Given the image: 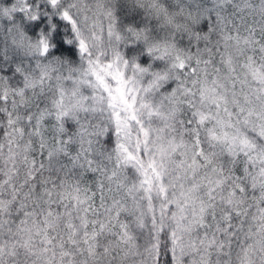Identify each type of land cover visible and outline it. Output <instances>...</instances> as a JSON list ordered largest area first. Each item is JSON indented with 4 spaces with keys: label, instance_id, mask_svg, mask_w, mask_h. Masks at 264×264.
I'll list each match as a JSON object with an SVG mask.
<instances>
[{
    "label": "snow or ice",
    "instance_id": "1",
    "mask_svg": "<svg viewBox=\"0 0 264 264\" xmlns=\"http://www.w3.org/2000/svg\"><path fill=\"white\" fill-rule=\"evenodd\" d=\"M73 7L68 0H0V20L8 32L15 29L25 36L39 56L51 58L66 50L89 57L87 70L73 80L71 94L77 98L79 85H86L93 89V103L107 108L116 137L108 159L114 163L110 170L93 169L94 161L86 157L89 168L108 183L93 177L94 183L83 189H65L59 201L49 193L40 215L34 210L22 213L16 242L6 246L15 251L18 244L36 264H101L104 257L120 252L125 257L139 254V247L151 264H183L187 235V246L206 249L209 258L213 250L227 249L225 264H253L256 249L264 251V62L248 57L239 64L229 50L234 44L242 52L252 43L250 37H224L222 68L212 56L190 64L191 56L186 58L174 46L149 48L150 53L160 51L161 57L174 53L177 86L162 89L169 79L166 73H153L145 84L136 73L148 69L133 63L129 76V62L118 53L108 62L93 59ZM153 7L157 16L163 14L172 23L163 8ZM207 31L210 24L205 20L196 38ZM108 34L113 35L111 25ZM58 91L59 109L65 89L58 85ZM86 100L77 98V107ZM65 115L58 111L56 119ZM243 177L261 188L255 213L246 204ZM8 183L5 180V187ZM6 207L7 202L0 201V208ZM133 216L138 230L151 223L147 236L139 232L144 241L139 246L128 223ZM200 264L211 260L201 257Z\"/></svg>",
    "mask_w": 264,
    "mask_h": 264
},
{
    "label": "clouds",
    "instance_id": "2",
    "mask_svg": "<svg viewBox=\"0 0 264 264\" xmlns=\"http://www.w3.org/2000/svg\"><path fill=\"white\" fill-rule=\"evenodd\" d=\"M68 2L75 5L71 12L88 41L92 58L99 57L103 62H108L118 53L122 60L129 62V76L133 74V63L148 69L145 73H136L145 84L153 73H166L169 79L162 83L161 88L166 89L169 84L177 86L178 73L172 67L174 53L161 57L160 51L149 52V48L157 46L162 51L165 44L182 51L186 58L190 55V64H195L198 58L212 56L216 65L222 68L220 53L225 50L224 37L229 33L232 36L239 34L250 37L252 43L247 47L242 46V52L234 44L230 46L229 50L237 62L242 64L248 57H252L254 63L264 62V0ZM154 5L165 10L172 19L171 24L167 23L163 14L156 15ZM197 20L199 23H194ZM205 20L209 21L210 31L201 32L197 39L195 33ZM110 25L112 36L108 34ZM116 34H119V40ZM88 59L78 52L66 50L57 52L51 58L39 56L25 36L15 29L8 32L5 21L0 20V201L7 202L6 209L0 208V247L5 248L0 252V264H36L35 258L18 244L15 251L6 246L9 241L15 244L17 229L21 227L20 220L24 218L23 212L34 210L40 215L49 193L51 199L59 201V194L65 189L76 185L83 189L94 183L93 177L108 183L100 172H93L86 163L87 157L94 161L93 169L107 166L110 170L113 166L114 160L109 161L108 154L112 152L109 145H114L116 137L108 110L106 107L101 110V106L93 103V89L86 85H79L77 98L88 97L79 107L77 98L71 94L73 80L80 79L87 70ZM58 85L65 89L64 104L59 109L56 106ZM157 92L163 95L161 90ZM85 106L88 110H83ZM58 111L67 113L59 121L56 119ZM41 115L43 120L40 119ZM69 125L72 126L71 131ZM61 126L63 131L60 130ZM108 133H113L111 140ZM33 159L36 161L35 169L32 168ZM222 160L227 170H231L232 165L227 164L224 158ZM124 174L128 175L126 170ZM242 179L247 184L246 204H251L255 213L261 188L259 185L253 188L247 177ZM5 180L9 182L7 187ZM12 185L16 188L15 192ZM112 186L115 190V184ZM38 187L40 191H36ZM128 223L138 236V246L142 245L144 241L139 238V232L148 235L150 220L143 230L136 229L134 216ZM188 239L185 235L183 264H200L201 257L210 259L211 264H225L227 249L223 252L213 250L209 258L206 249L193 250L188 247ZM252 261L253 264H264V251L257 248ZM101 264H151V261L143 248L139 247V254L125 257L120 252L104 257Z\"/></svg>",
    "mask_w": 264,
    "mask_h": 264
}]
</instances>
